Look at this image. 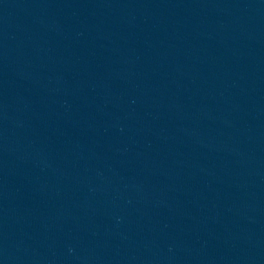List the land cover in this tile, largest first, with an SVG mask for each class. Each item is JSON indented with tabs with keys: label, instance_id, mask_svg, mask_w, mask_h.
<instances>
[{
	"label": "water",
	"instance_id": "95a60500",
	"mask_svg": "<svg viewBox=\"0 0 264 264\" xmlns=\"http://www.w3.org/2000/svg\"><path fill=\"white\" fill-rule=\"evenodd\" d=\"M0 264H264V0H0Z\"/></svg>",
	"mask_w": 264,
	"mask_h": 264
}]
</instances>
